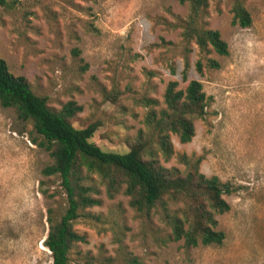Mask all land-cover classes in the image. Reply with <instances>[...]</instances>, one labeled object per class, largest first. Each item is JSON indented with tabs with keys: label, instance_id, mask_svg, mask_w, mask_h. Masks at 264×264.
<instances>
[{
	"label": "rangeland",
	"instance_id": "374dc122",
	"mask_svg": "<svg viewBox=\"0 0 264 264\" xmlns=\"http://www.w3.org/2000/svg\"><path fill=\"white\" fill-rule=\"evenodd\" d=\"M12 1L0 4V58L53 109L81 104L71 122H97L92 140L105 150L128 151L145 128L150 106L138 97L162 108L170 81H202L209 103L196 134L189 142L172 134L174 155L161 162L185 169L183 155L201 157L200 170L230 187V209L216 215L223 243L187 246L172 237L160 207L140 212L124 187L110 195L85 168L100 203L74 223L85 239L72 246V264H264V0H242L250 26L233 23V0H209L200 24L220 31L227 55L185 37L191 6L180 0ZM36 135L31 121L0 103V264H54L44 243L48 208L61 217L68 200L61 178L42 172L52 158Z\"/></svg>",
	"mask_w": 264,
	"mask_h": 264
},
{
	"label": "trees",
	"instance_id": "16d2710c",
	"mask_svg": "<svg viewBox=\"0 0 264 264\" xmlns=\"http://www.w3.org/2000/svg\"><path fill=\"white\" fill-rule=\"evenodd\" d=\"M191 6V14L184 24V35L194 39L201 50L212 49L222 55L229 53V46L217 29L200 24L202 12L209 0H180ZM0 4L13 7L14 1L0 0ZM233 23L250 26L252 16L242 0H233ZM208 64L220 63L209 58ZM202 69V62H198ZM114 99L112 95H108ZM138 103L150 106L145 116V128L129 140L126 152L108 151L92 140L98 123L76 127L71 118L82 109L75 100H69L55 110L45 96L34 91L25 75L11 71L6 59L0 58V103L13 107L18 118L31 121L37 135L33 141L50 154L52 162L42 172L45 176L58 175L67 194L68 204L61 217L52 207L48 208L49 232L44 239L51 250L54 264H72L70 250L84 240L74 227L82 211L100 203L94 195L96 188L85 182L88 172H97L105 182L110 195L124 187L130 204L143 213L161 208L164 220L171 227L172 237L183 239L187 246L221 244L226 234L216 229L217 214L230 209L224 197L230 191L218 175H206L200 170L201 157L182 156L185 169L166 166L175 152L172 134L181 142H189L196 134V120L203 118L209 96L203 82L191 79L185 88L178 82H169L165 91V106L156 108L158 99L148 96L137 98ZM175 206V207H172ZM134 264H144L135 259Z\"/></svg>",
	"mask_w": 264,
	"mask_h": 264
}]
</instances>
